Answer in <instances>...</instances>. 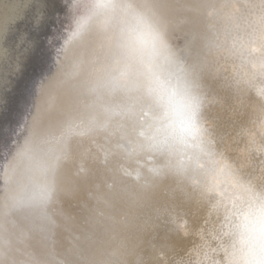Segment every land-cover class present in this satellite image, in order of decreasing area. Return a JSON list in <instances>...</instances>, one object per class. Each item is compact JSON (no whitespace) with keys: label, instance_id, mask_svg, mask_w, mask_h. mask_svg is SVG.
Wrapping results in <instances>:
<instances>
[{"label":"bare ground","instance_id":"1","mask_svg":"<svg viewBox=\"0 0 264 264\" xmlns=\"http://www.w3.org/2000/svg\"><path fill=\"white\" fill-rule=\"evenodd\" d=\"M0 264H264V0H0Z\"/></svg>","mask_w":264,"mask_h":264},{"label":"water","instance_id":"2","mask_svg":"<svg viewBox=\"0 0 264 264\" xmlns=\"http://www.w3.org/2000/svg\"><path fill=\"white\" fill-rule=\"evenodd\" d=\"M43 60H44V55L43 54L40 55L39 57H38V55L35 56L33 62L30 64V66H28V69L26 71V74L24 76H22V78L20 79V81H18V83L16 84L17 85L15 87L16 88V91L14 93L13 99L9 103V110H7V114L9 116H11L14 111H18V114H19L21 112V110L23 109V106L26 103L25 100L27 99V96H25L26 97L25 98L24 97V94H28V90L31 88L32 83L36 79V76L39 73L38 70L42 66V61ZM45 64L46 63H44L43 66ZM29 79H31L33 81L31 82L29 88L26 90L25 87L26 88L28 87V86H26V84L29 81ZM15 114H16V112H15ZM17 116H19V115H17ZM16 121L17 120H16V117H15L14 120H13V122H12V126H13V124L16 123ZM12 126L10 125L11 128H13Z\"/></svg>","mask_w":264,"mask_h":264}]
</instances>
